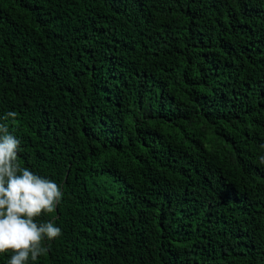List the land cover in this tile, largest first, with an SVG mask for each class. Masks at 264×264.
I'll return each instance as SVG.
<instances>
[{"label": "trees", "instance_id": "16d2710c", "mask_svg": "<svg viewBox=\"0 0 264 264\" xmlns=\"http://www.w3.org/2000/svg\"><path fill=\"white\" fill-rule=\"evenodd\" d=\"M9 111L63 192L34 264H264V0H0Z\"/></svg>", "mask_w": 264, "mask_h": 264}, {"label": "clouds", "instance_id": "9594fccd", "mask_svg": "<svg viewBox=\"0 0 264 264\" xmlns=\"http://www.w3.org/2000/svg\"><path fill=\"white\" fill-rule=\"evenodd\" d=\"M16 118L9 111L0 123V254L12 253L8 264H34L49 250L47 242L61 236L52 221L39 218L55 212L63 192L54 180L21 166L20 141L8 123ZM259 159L264 164V156Z\"/></svg>", "mask_w": 264, "mask_h": 264}]
</instances>
